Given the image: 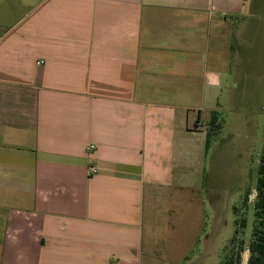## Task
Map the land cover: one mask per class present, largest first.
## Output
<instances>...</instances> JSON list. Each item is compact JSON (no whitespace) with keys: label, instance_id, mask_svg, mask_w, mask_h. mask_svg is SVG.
I'll use <instances>...</instances> for the list:
<instances>
[{"label":"crops","instance_id":"0c3cea01","mask_svg":"<svg viewBox=\"0 0 264 264\" xmlns=\"http://www.w3.org/2000/svg\"><path fill=\"white\" fill-rule=\"evenodd\" d=\"M251 3L0 0V264H222L207 176L252 126L232 101L263 99Z\"/></svg>","mask_w":264,"mask_h":264},{"label":"rangeland","instance_id":"374dc122","mask_svg":"<svg viewBox=\"0 0 264 264\" xmlns=\"http://www.w3.org/2000/svg\"><path fill=\"white\" fill-rule=\"evenodd\" d=\"M252 5L254 4V10L264 17V0H250ZM10 16L7 14L6 22H9ZM251 23V22H250ZM254 23V22H253ZM259 43L262 46V69L264 72V21L262 26L261 38ZM244 85L237 87V91H242ZM253 91V86L247 84L243 91ZM239 95V94H238ZM233 112L241 110L250 111L252 113V126L248 125L250 131L244 132L241 124L235 125L230 128L231 134L234 135L231 138L229 145L226 149L220 153H215L213 156V162L211 164V173L208 178V187L214 189V194L218 192L221 193L222 200L225 204H229L231 208L236 206L238 208L237 215L234 213L235 219H240L245 216L248 222V230L245 232L244 239L247 243L251 240V229L253 223V202L255 200V182L257 177V167L259 165V158L263 151L264 145V130H263V120L264 116L259 115L258 106H261V103H264V94L263 99H236L232 101ZM226 114V112L224 113ZM224 114L218 113L219 122L221 126L224 124ZM206 131H208V124L205 125ZM247 137L252 138V142H246ZM245 141V143H244ZM202 157V156H201ZM200 157V169H199V186L206 183V175L201 170L202 159ZM246 161V162H245ZM245 162V163H244ZM245 165V167H244ZM246 179H245V178ZM245 180V181H244ZM247 191H250V195L247 198V202H244V195ZM217 199V195L214 197H209ZM201 200V197H200ZM232 214V212H231ZM205 218V217H204ZM239 237V235L237 236ZM240 262L242 264V256L239 254Z\"/></svg>","mask_w":264,"mask_h":264},{"label":"trees","instance_id":"16d2710c","mask_svg":"<svg viewBox=\"0 0 264 264\" xmlns=\"http://www.w3.org/2000/svg\"><path fill=\"white\" fill-rule=\"evenodd\" d=\"M264 112V111H263ZM264 114V113H263ZM219 116L217 112H212L210 120L208 122V131L206 133L205 140V152L209 149L214 137L218 136L221 132V121L219 122ZM264 130V120H263ZM264 136V134H263ZM255 200L253 202V223L251 229V240L247 245V250L250 255L247 260V264H264V145L263 151L259 158V165L257 167V177L255 182ZM250 195V191H247L244 195V202H247V198ZM233 212L237 215L238 208L233 207ZM247 226L246 217L243 216L240 219L234 220V234L229 240L228 245L223 250L222 264H239L241 254L244 250V234ZM239 235V237H237Z\"/></svg>","mask_w":264,"mask_h":264},{"label":"built area","instance_id":"2783aa9c","mask_svg":"<svg viewBox=\"0 0 264 264\" xmlns=\"http://www.w3.org/2000/svg\"><path fill=\"white\" fill-rule=\"evenodd\" d=\"M93 148H94L93 146H90V149H93ZM89 173H90V175H94L97 173V169L96 168H90Z\"/></svg>","mask_w":264,"mask_h":264}]
</instances>
